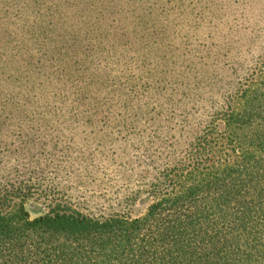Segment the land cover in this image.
<instances>
[{"label":"rangeland","instance_id":"374dc122","mask_svg":"<svg viewBox=\"0 0 264 264\" xmlns=\"http://www.w3.org/2000/svg\"><path fill=\"white\" fill-rule=\"evenodd\" d=\"M263 69L264 0H0V213L138 219L162 251Z\"/></svg>","mask_w":264,"mask_h":264},{"label":"trees","instance_id":"16d2710c","mask_svg":"<svg viewBox=\"0 0 264 264\" xmlns=\"http://www.w3.org/2000/svg\"><path fill=\"white\" fill-rule=\"evenodd\" d=\"M262 77L224 120L226 139L237 144L233 162L210 167L171 201L189 204L171 219V241L160 240L171 245L147 247L138 219L0 213V264H264V71Z\"/></svg>","mask_w":264,"mask_h":264}]
</instances>
